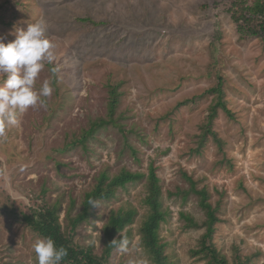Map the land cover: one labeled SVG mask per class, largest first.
<instances>
[{"label": "rangeland", "instance_id": "1", "mask_svg": "<svg viewBox=\"0 0 264 264\" xmlns=\"http://www.w3.org/2000/svg\"><path fill=\"white\" fill-rule=\"evenodd\" d=\"M231 1L0 0V40L43 18L57 45L34 86L50 79L53 94L0 138V264H37L32 246L41 236L16 212L55 205L64 228L66 211L81 209L100 172L146 173L150 163L167 211L159 233L168 264H207L192 254L204 213L185 174L217 207L212 241L229 263L240 254L264 264V42L239 37ZM110 84L120 92L116 124L82 140L107 117ZM217 86L229 110L219 107L211 124L219 142L204 133ZM145 195L143 178L96 201L74 243L100 254L110 212L132 206L130 234L109 263L152 264L140 240ZM184 214L200 225L188 227Z\"/></svg>", "mask_w": 264, "mask_h": 264}, {"label": "trees", "instance_id": "2", "mask_svg": "<svg viewBox=\"0 0 264 264\" xmlns=\"http://www.w3.org/2000/svg\"><path fill=\"white\" fill-rule=\"evenodd\" d=\"M226 11L236 26L240 38L255 36L264 42V0H232ZM85 20V18H82ZM3 21L0 20V23ZM217 93L216 100L209 106L207 121L204 126L205 134H211L216 140V133L211 130V124L220 107L229 113L220 97L219 86L210 89ZM120 92L117 84H110L108 88L107 117L99 118L91 122L90 128L82 136L86 139L98 128L109 124H116L113 116L119 102ZM219 142V140H217ZM190 183L189 191L198 199V205L204 213L201 225L204 231L200 236L198 247L192 249L193 255H199L206 259L207 264H247L250 257L236 254L233 263L214 245L212 238L215 225L220 221L217 207L210 201V194L206 187L197 188L195 181L185 174ZM145 178L146 195L144 203L148 208L140 227L141 245L148 254L152 264H168L165 253V245L160 238V226L164 222L167 211L162 207L161 186L155 166L150 163L147 172L131 171L122 168L118 173L110 176L102 171L97 176L95 185L83 195L81 209L72 216L66 211V227L63 228L55 205L40 204L29 211L19 210L15 213L28 227L41 237H51L57 247L63 246L68 255L61 264H110L109 258L116 246L121 244L130 234L127 226L133 223L136 209L132 206L111 211L107 221L103 225V247L100 254H96L91 246L77 245L73 241L72 232L91 213V208L96 201L109 200L116 196V191L126 184ZM188 227H198L200 224L192 216L184 214Z\"/></svg>", "mask_w": 264, "mask_h": 264}, {"label": "clouds", "instance_id": "3", "mask_svg": "<svg viewBox=\"0 0 264 264\" xmlns=\"http://www.w3.org/2000/svg\"><path fill=\"white\" fill-rule=\"evenodd\" d=\"M48 22L37 19L26 29L15 30V39L4 43L0 40V138L7 130L20 126L19 117L29 108L45 106L43 98L54 92L52 80L43 81L39 91L35 89L36 80L45 64L56 61L55 41L47 35ZM53 73L59 68L51 69ZM37 264H61L68 255L63 246L57 247L51 237L37 238L33 243Z\"/></svg>", "mask_w": 264, "mask_h": 264}]
</instances>
